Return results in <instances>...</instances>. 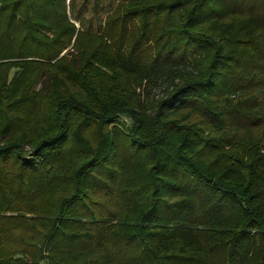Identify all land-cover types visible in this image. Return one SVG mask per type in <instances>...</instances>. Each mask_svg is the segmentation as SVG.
I'll return each instance as SVG.
<instances>
[{"label": "trees", "instance_id": "1", "mask_svg": "<svg viewBox=\"0 0 264 264\" xmlns=\"http://www.w3.org/2000/svg\"><path fill=\"white\" fill-rule=\"evenodd\" d=\"M0 264H264V0H0Z\"/></svg>", "mask_w": 264, "mask_h": 264}, {"label": "rangeland", "instance_id": "2", "mask_svg": "<svg viewBox=\"0 0 264 264\" xmlns=\"http://www.w3.org/2000/svg\"><path fill=\"white\" fill-rule=\"evenodd\" d=\"M157 94H158L159 96H162L163 93H162L160 90H158V91H157Z\"/></svg>", "mask_w": 264, "mask_h": 264}]
</instances>
